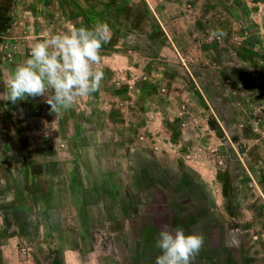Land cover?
<instances>
[{
  "label": "rangeland",
  "instance_id": "374dc122",
  "mask_svg": "<svg viewBox=\"0 0 264 264\" xmlns=\"http://www.w3.org/2000/svg\"><path fill=\"white\" fill-rule=\"evenodd\" d=\"M97 22L129 57L99 91L0 99V264H155L165 226L203 235L192 264H264V0H0V96Z\"/></svg>",
  "mask_w": 264,
  "mask_h": 264
},
{
  "label": "clouds",
  "instance_id": "9594fccd",
  "mask_svg": "<svg viewBox=\"0 0 264 264\" xmlns=\"http://www.w3.org/2000/svg\"><path fill=\"white\" fill-rule=\"evenodd\" d=\"M222 29L210 30L209 38L220 40ZM112 38L108 23L92 28L75 27L62 33L50 32L47 38L32 44L29 58L19 64L7 80L8 92L0 99L16 104L27 97H45L51 112L69 110L79 98L100 90L104 72L101 50ZM233 244L238 241L233 240ZM155 246L160 250L155 264H192L204 246L202 234H185L167 226L159 233Z\"/></svg>",
  "mask_w": 264,
  "mask_h": 264
},
{
  "label": "crops",
  "instance_id": "0c3cea01",
  "mask_svg": "<svg viewBox=\"0 0 264 264\" xmlns=\"http://www.w3.org/2000/svg\"><path fill=\"white\" fill-rule=\"evenodd\" d=\"M114 40H115V37H114V33L112 32L111 41L108 43V45H110V47H109L110 49L108 48V50H105L107 52H104V53L101 52V55H102L103 59H102L101 64L98 65L97 67L104 68L106 70H112V71L114 69L118 68L119 66L129 67V57H128V53L125 52V51H123V50L118 51V50H113L112 49V48H117L118 47L117 44H114ZM11 73H13V71L10 72L8 74V76ZM8 76L5 77V85L6 86H7V80H8L7 77Z\"/></svg>",
  "mask_w": 264,
  "mask_h": 264
}]
</instances>
